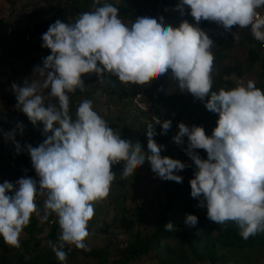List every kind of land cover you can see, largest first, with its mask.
<instances>
[{
  "label": "clouds",
  "instance_id": "9594fccd",
  "mask_svg": "<svg viewBox=\"0 0 264 264\" xmlns=\"http://www.w3.org/2000/svg\"><path fill=\"white\" fill-rule=\"evenodd\" d=\"M100 5L101 0H93L94 10L81 13L74 23L58 19L51 24L42 35V47L51 54L43 58V67L35 69L45 79L12 85L17 108L33 125L43 124L46 138L36 147L26 145L39 179L22 177L15 184H0V238L19 248L21 233L32 215L38 214L36 198L43 195L47 214L57 216L61 230L59 244L50 241L49 245L66 264L65 245L90 251L85 242L90 235L88 223L95 214L94 202L105 200L117 179L114 165L124 162L120 176L124 179L148 161L161 180L182 183L176 173L185 169V163L161 155L163 146L156 143L152 124L147 126L145 152L138 141L122 139L93 110L91 100H83L72 118L69 94L85 91L82 75L91 73L101 84L108 73L132 85L170 75L181 92L218 113L210 136L202 126L180 123L173 137L178 145L188 137L186 153L196 166L191 196L200 201L199 207L207 208L212 222H235L245 240L264 232V92L251 80L212 91L215 42L198 26L184 21L173 27L163 17L158 21L146 16L126 24L117 7ZM182 6H187L197 25L215 22L228 32L233 26L250 28L254 39L264 43V16L257 12L264 0H182ZM43 89L56 103L45 104ZM161 126L167 133L171 121ZM17 127L22 135L23 126ZM14 136V131L7 134L13 141ZM15 148L19 153L21 145L16 142ZM195 149L205 150L207 159ZM197 223L196 215L186 214V225ZM174 227L172 222L164 225L165 231Z\"/></svg>",
  "mask_w": 264,
  "mask_h": 264
},
{
  "label": "rangeland",
  "instance_id": "374dc122",
  "mask_svg": "<svg viewBox=\"0 0 264 264\" xmlns=\"http://www.w3.org/2000/svg\"><path fill=\"white\" fill-rule=\"evenodd\" d=\"M116 6L125 2L129 7V18L122 19L126 24H131L137 17H152L158 21L163 17L165 24L179 27L184 21L193 26H198L206 31L215 42L212 52L214 54L213 65V88L217 80L222 78L231 81L236 87L237 82L243 81L245 84L251 80L257 88L264 87V48L260 41L248 42L247 35L253 37L249 28H239L233 26L228 32L215 22L201 21L196 24L190 15V10H168L164 4L166 0H109ZM67 0H0V121L6 118L10 120V125L0 129V184L5 181L15 184L22 177H31L38 180L35 172L21 174L15 165L17 156H30L26 145L38 146L46 138L43 128L33 125L28 117L17 108L15 92L12 89L13 83L23 86L24 81L42 83L45 77L35 72L37 66L43 67V58L51 54V50L42 47V35L49 26L56 20L64 23H74L77 19L68 7ZM85 7V6H83ZM82 7V8H83ZM93 7L84 8L81 13L92 11ZM37 42L41 49L33 60L26 61L21 56L28 50L30 42ZM255 50L260 54L261 60L252 62L249 50ZM228 71H230L228 73ZM114 75L105 73V82L99 83L95 73L83 74L82 80L85 84V91L79 89L75 93L69 94L70 98L77 100L70 115L76 118L78 106L83 100H91L93 110L97 112L108 125L121 135L122 139L131 140L133 143L139 142L145 152L147 149V126L151 124L148 116L136 110L130 100H119L114 94L107 92L108 85L115 92L116 86L112 83ZM118 80V78H117ZM119 81V80H118ZM120 82V81H119ZM120 84H122L120 82ZM133 87L132 84H122ZM147 99L156 96L159 92H164L166 96L159 103L160 113L172 117L177 111H184L188 114L183 119L199 123L205 130H213L217 125V116H213L206 109L205 103L194 99L188 92H181L178 83L173 81L170 75L152 80L144 85ZM48 89H43L41 95L45 97V104L56 103L55 98H49ZM99 92V95L97 93ZM207 99V98H206ZM70 111V110H69ZM18 125L23 126V134H20ZM153 126V125H152ZM156 135V143L162 147V156L178 159L185 163L186 167L177 172L183 178L182 183L170 180H161L151 169L150 163L146 161L138 168L134 175L120 179L123 171V164L113 166L112 171L117 179L112 185L109 196L100 202H94V217L88 223L90 233L86 244L90 251L74 254V246L69 247L66 264H111L121 251L134 243L139 237L145 238L152 235L157 230L158 214L164 211L167 206L168 196L175 195L177 201L166 215V221L172 222L173 231H167L171 238L160 241V246L156 250L141 255L131 264H185L181 256L187 258L186 264H264V246L254 249L247 248H227L217 246L216 263L209 261H199L192 257L191 249L181 242L179 234H192V227L185 224L188 208H191L193 215H202L207 212L206 207H199L200 201L191 196L190 180L194 178L196 166L187 155L188 137H183L181 144H176L173 137L177 135L178 126H171L167 133L163 132L162 126H153ZM15 132L14 141L7 137L9 132ZM51 135V133H48ZM21 145V150L17 153L15 143ZM201 158L206 156L203 149L194 150ZM124 163V162H123ZM46 197L38 195L36 204L38 214L32 217L37 221L38 228L42 227V233H37V239L41 246L29 252H24L22 248H16L4 243L0 238V255L12 251L13 254H23V261L26 263H42L44 256L57 258L52 248L47 245L44 239L50 232L46 227L47 215L44 207ZM207 214V213H206ZM205 215V214H204ZM209 226H220L234 228L240 231L235 222H227L224 225L216 224L211 220L206 221ZM31 218L30 223L24 228L20 236L22 242L31 239ZM257 236H264V232H259ZM207 237L205 232L200 233L199 241H204ZM59 244V242H54ZM196 245V244H195ZM198 247V245H196ZM64 250V249H63ZM98 252V257L88 256L87 253ZM13 264H17L14 262ZM64 264V262H63Z\"/></svg>",
  "mask_w": 264,
  "mask_h": 264
},
{
  "label": "trees",
  "instance_id": "16d2710c",
  "mask_svg": "<svg viewBox=\"0 0 264 264\" xmlns=\"http://www.w3.org/2000/svg\"><path fill=\"white\" fill-rule=\"evenodd\" d=\"M68 1V7L71 10V13L78 18V16L81 14V11L84 8L93 7V0H67ZM111 3L115 7L119 9V17L120 19H127L129 18V7L128 3H121L120 5L116 6L113 2L109 0H101V5L103 3ZM85 6V7H83ZM165 8L168 10H181V7H183L184 10H189L187 6H182V0H166L164 4ZM180 6V7H178ZM83 7V8H82ZM250 30V28H249ZM247 41H255L254 37H249L247 35ZM264 44V43H263ZM262 44V45H263ZM261 45V48H262ZM41 52L40 47L38 46L37 42L34 40L30 42V46L28 50L21 56L26 61L33 60L35 55ZM249 56L252 60V62H256L261 60V56L259 53H257L255 50H249ZM263 67H264V61ZM230 71H228L229 73ZM115 86V92L112 91V88H110V85H108L107 92L114 94L119 100H130L132 102L136 92H137V85L133 87L123 86L120 84V82L117 80V78L113 79L112 82ZM231 86H233V83L231 81H223L220 77L219 80H217L214 90L218 92L220 88H224L226 90L232 89ZM262 92H264V87L259 88ZM166 94L164 92H159L156 96H150L149 99L152 101L151 103L154 105H158L161 103L164 99ZM74 103H77V100L70 98V105L69 110L70 112L74 109ZM133 104V103H132ZM137 110V109H136ZM184 111H177L176 115H173L172 117L176 118H184L185 115L188 114V111L186 108H182ZM138 111V110H137ZM140 112V111H138ZM141 114L145 115V113L140 112ZM213 116H217V113H210ZM148 119L150 123L155 126L149 116ZM193 124H197L201 126L199 123L195 121H191ZM10 125V120L6 118L4 121H0V129L3 130L7 126ZM36 125L44 127L41 122H38ZM158 126V125H156ZM205 130V129H204ZM213 131V130H212ZM30 156H24L23 158H29ZM202 159H207L206 156H203ZM16 164V159H15ZM117 166V165H115ZM35 172V170H29L27 173ZM177 201V198L175 195L168 196L167 198V206L164 208V211L160 212L158 214V225L157 230L155 233H153L150 236H147L145 238L139 237L134 243L129 244L125 250L121 251L120 255L115 258L111 264H131L135 259L139 258L143 254H147L149 252H152L159 248L160 241L163 239L171 238V234L164 229V225L167 224L166 221V215L169 213L170 209L175 205ZM207 212H204L202 215H198V223L197 225L192 227V234H179V239L182 243L189 246V248L192 250L191 255L192 257L196 258L199 261H209L211 263H216V257L215 252L217 249V246H223L227 248H247V249H254L256 247L264 246V236H251L248 239H243L240 235V231L234 228L229 227H220V226H209L206 223V221H209L207 217ZM187 214H193L191 208H188ZM205 214V215H204ZM51 216H56L54 213L51 214ZM50 216V218H51ZM31 239L24 241L21 243L20 248L23 247L24 252H29L32 250H36L41 246L40 240L37 239V233H42L43 228H38L37 221L31 217ZM46 227L49 228L50 232L47 234V236L44 238L46 240V243L48 246L49 242L51 241L53 244L54 242H59V235L60 232L57 230V227L50 226L49 225V217L47 216L46 220ZM205 232L207 237L203 239L204 241H199L200 239V233ZM87 240V239H86ZM86 242V241H85ZM198 245V247L196 245ZM69 245H65L64 251L69 250ZM84 250L81 249H74V254L77 253H84ZM88 256L95 257L96 259L100 260L98 257V252L94 251L93 253H85ZM42 263H36V262H29L26 263L23 261V254H13L12 251H8L7 253L0 255V264H13L16 262L17 264H63V262L59 261L57 258H53L52 256H44ZM182 261L186 264L187 258L185 256H181ZM102 261V260H101ZM101 261H98L97 264H103ZM161 261V264H166L167 262Z\"/></svg>",
  "mask_w": 264,
  "mask_h": 264
},
{
  "label": "built area",
  "instance_id": "2783aa9c",
  "mask_svg": "<svg viewBox=\"0 0 264 264\" xmlns=\"http://www.w3.org/2000/svg\"><path fill=\"white\" fill-rule=\"evenodd\" d=\"M258 14L261 16H264V7L260 8L257 10ZM264 48V44L262 45ZM146 91L144 85H137V92L132 100V103L134 107L140 111L145 113L147 116H149L150 120L158 125L161 126L162 122L164 121H171V126H178L180 123H184L187 125L189 128L192 126H199L197 124H193L190 120L187 119H180L176 117H170L167 116L166 114L160 113V109H158L157 105L152 104L146 97ZM77 103H74V106H76ZM161 122V123H160ZM207 135H211L212 131L211 130H205ZM123 164V161L120 164H117V166H120ZM16 168L17 170L25 175L29 170H34L32 167L31 159L29 158H23L21 156H17L16 158ZM47 213V212H46ZM49 217V225L57 227V230L61 232L58 224V218L57 216H51V214H47ZM51 216V218H50ZM71 247V246H70Z\"/></svg>",
  "mask_w": 264,
  "mask_h": 264
}]
</instances>
